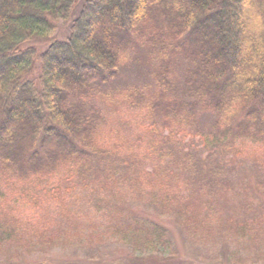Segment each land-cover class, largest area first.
Listing matches in <instances>:
<instances>
[{"label":"trees","instance_id":"16d2710c","mask_svg":"<svg viewBox=\"0 0 264 264\" xmlns=\"http://www.w3.org/2000/svg\"><path fill=\"white\" fill-rule=\"evenodd\" d=\"M31 259L264 264V0H0V264Z\"/></svg>","mask_w":264,"mask_h":264},{"label":"rangeland","instance_id":"374dc122","mask_svg":"<svg viewBox=\"0 0 264 264\" xmlns=\"http://www.w3.org/2000/svg\"><path fill=\"white\" fill-rule=\"evenodd\" d=\"M67 30V24L66 23H62L59 25L58 27V34L56 37H58L59 39H62L65 37V33ZM50 42V41H49ZM47 43V42H46ZM131 60V59H130ZM126 64L124 70L121 73L120 78L117 80L116 84H115V88L118 90H124L128 87H142L145 86L147 84V82L149 81V79L147 78L148 72H149V68L148 67H144V65H139L137 62H135V59L133 58V61L131 60ZM185 61L183 59H175L174 60V65H173V78L175 79L176 83L179 84L180 86H182L180 84V82H182V77L184 75V69L186 68L185 65ZM125 117H128V115H125ZM206 125L211 123V119L208 117H203ZM135 209H140L144 212H147V209L144 208H140L138 206L134 207ZM179 232L175 231L174 232V240H175V244H177L178 249H182V240H179L178 238L180 237ZM177 240V241H176ZM106 251L109 252V249L106 248ZM186 252H188V249L186 248ZM180 254V252H179ZM211 256V253H208ZM116 256L117 258H121L122 254L118 251H116ZM65 256H62V254L60 253H56L54 256H50V259H52V261L54 260L55 262H57L60 259H63ZM112 259V257H111ZM37 259H31L29 260V263H33L35 262ZM121 260V259H119ZM127 263L130 264V262L128 261Z\"/></svg>","mask_w":264,"mask_h":264}]
</instances>
